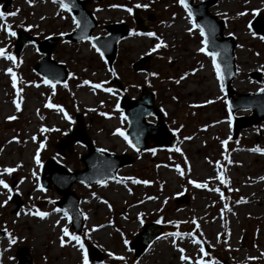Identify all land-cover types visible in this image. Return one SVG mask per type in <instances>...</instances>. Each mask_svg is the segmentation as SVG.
Masks as SVG:
<instances>
[{"label": "rangeland", "instance_id": "rangeland-1", "mask_svg": "<svg viewBox=\"0 0 264 264\" xmlns=\"http://www.w3.org/2000/svg\"><path fill=\"white\" fill-rule=\"evenodd\" d=\"M204 1L208 0H195L194 5ZM1 6L2 2L0 11L6 15L0 18V48L15 57L20 29L39 40L60 36L53 57L68 67L70 78L53 87L33 76L34 65L42 58L35 44H27L14 61L0 57V180L11 188L9 192L0 186V230L7 231L0 264H18L17 252L25 247L35 264H49V258L51 264H83L89 244L103 254L100 263L88 258L89 264H200L201 260L264 264V121L248 124L236 140L231 139L233 120L223 80L211 65L213 58L199 50L205 48L203 37L179 0H91L87 4L98 21L94 37L106 36L110 24L124 23L131 29L119 44L111 71L91 42L64 40L77 26L72 14L54 0H12L7 11ZM137 8L143 9L145 19L154 16L146 22L148 33L154 36L137 31L132 16ZM210 12L225 21V35L237 43L235 96L260 91L264 87V40L251 31L250 23L264 18V0H216ZM183 22L185 26L179 27ZM160 41L163 45L153 51ZM144 57L149 61L140 63ZM252 72H260L261 82L250 77ZM13 74L18 77L15 87ZM113 79L127 85L130 99H138L143 86L155 92V104L165 123L180 136L174 152L137 153L120 135L127 128L118 107L124 94L111 84ZM48 103L59 107L49 108ZM77 115L84 116L97 148L134 158L131 166L119 171L118 181L72 187L81 200L84 249L63 233L65 227L71 233V226L68 214L56 208L60 196L54 188L43 189L40 184L48 158L72 172L84 170L79 160V155L88 153L84 146L73 143L72 155L57 148L75 128ZM236 115L249 118L252 112ZM148 121L156 123L154 117ZM6 168L14 171L5 172ZM158 183L164 185L163 190H158ZM256 193L263 196L260 201L253 200ZM14 194L22 201L17 211ZM177 199L184 202L177 203ZM37 210L48 215H33ZM153 222L164 224L160 237L143 257L133 259L130 242L144 230V224ZM9 235L15 243H10Z\"/></svg>", "mask_w": 264, "mask_h": 264}, {"label": "water", "instance_id": "water-1", "mask_svg": "<svg viewBox=\"0 0 264 264\" xmlns=\"http://www.w3.org/2000/svg\"><path fill=\"white\" fill-rule=\"evenodd\" d=\"M56 1L60 3V0ZM194 1L186 0V3L192 11L196 25L204 29V38L208 40L207 51L218 54L216 60L220 65V71L223 74L228 91L229 109L232 114L239 110L248 109L253 112L252 118H235L234 131L238 135L241 129L245 128L250 121L257 124L259 121L264 120V91L240 94L238 98L234 97L231 84L236 78L235 40L231 36L224 35V22L218 21L217 17L210 13L209 9L214 6V0L205 1L199 5H194ZM0 2H4L2 9L8 10L12 0H0ZM88 2L90 0H64V3L69 6L67 10L72 12L73 17L80 21V27H77L75 32L68 34L66 39L77 43L90 40L92 44H95L100 49V53H103L102 57L111 69L116 58L118 45L129 34L130 30L125 24L110 25L107 27L109 33L107 36L93 37L92 33L98 22L91 11L87 10L86 5ZM140 13L141 9H137L134 13V19L138 30L146 32L148 28L145 25V19L142 18ZM153 19V17L149 18V20ZM251 29L257 35L264 36V18L255 20L251 24ZM86 37L94 39H86ZM58 41V37L38 41L36 37L28 32L20 30L17 32L15 51L19 55L26 44H37L38 50L44 57L35 65V72L52 82L64 83L69 78L68 70L65 65L57 63L52 55ZM147 60L149 58H143L140 63H145ZM250 76L258 82L261 81L259 73H251ZM113 83L118 84L122 89V84L119 81L113 80ZM154 98L155 94L148 92L144 88L139 99L131 100L124 97L120 102V109L125 112L129 122L128 137L134 149L139 152H144L148 149L174 148L176 145L177 138L169 132L164 124L162 112L155 106ZM149 116L156 117L159 122L149 124L147 122ZM149 140L153 142V145L149 144ZM75 142L82 144L88 150L87 155L81 156V160L86 167L85 170L72 173L54 159H50L43 167L41 184L46 189L54 187L57 193L62 196L61 200L56 204L68 212L71 217L73 230L80 235L83 229V216L79 208V197L72 190V186L77 182L91 186L117 180L119 179L117 172L122 167L131 165L133 158L96 149L87 135L82 116L77 117V128L73 130V133L61 140L59 150L66 152L70 150L72 143ZM14 201L17 204V209H19L22 204L19 196L15 195ZM161 232V227L155 223L144 227V232L130 245L131 250L134 251L135 259L145 255L151 242L157 239ZM6 236L7 231L0 230V248ZM89 255L96 262H100L103 259L97 249L92 246H89ZM17 258L18 264H34L28 247L18 251Z\"/></svg>", "mask_w": 264, "mask_h": 264}, {"label": "snow or ice", "instance_id": "snow-or-ice-1", "mask_svg": "<svg viewBox=\"0 0 264 264\" xmlns=\"http://www.w3.org/2000/svg\"><path fill=\"white\" fill-rule=\"evenodd\" d=\"M29 2H31V0H29ZM54 2H56V0H54ZM179 2H180V3L185 7V9L188 11V16L191 17V16H192V11L189 9L188 4L186 3V0H179ZM60 6H61V8H64V9H67V8L69 7L67 4L64 3V0H60ZM136 7H141V5H137ZM143 7H147V5H143ZM127 10H128L129 12L132 11L131 8H129V9H127ZM241 14H243V13H241ZM5 15H6V14H5L4 12L0 11V18H4ZM7 15H15V13H8ZM73 23H75L77 27H80V21L77 20L75 17H73ZM194 27H198V28H199V30H200V35H201V36H205V32H204V29H203L202 27H200L199 25H194ZM188 30L191 31V29H188ZM6 31H8V33H9L10 35H13V36L15 35V32H12L10 28H6ZM147 35H148V36H154L155 34H154V33H147ZM261 38L264 39V37H261ZM86 39H94V38H87V37H86ZM203 43H204L205 45L208 44V40H207V38H205V40L203 41ZM162 45H163V41H160V43H157V44L155 45V48L153 49V51H155L156 48H159V47H161ZM164 46H166V45H164ZM92 47L95 48L97 52H100V49L97 48L95 44H93ZM199 50L203 52V51H205V48H201V49H199ZM208 54L213 58V64L215 65V69H216L217 76L220 77V78L222 79V76H221V73H220V65L216 63V59H215L216 56H217L218 54H217L216 52H209ZM101 55H103V53H101ZM0 57H4V58L8 59L9 61H14V60H15V57H13L12 55L8 54L4 48H0ZM8 71L11 72V69H8ZM12 80H13V86L15 87V83H16V77H15V74H13V76H12ZM44 83H46V84H53V82H52L51 80H47V79H45ZM84 83L87 84V83H89V82H88V81H85ZM65 86H66V85H65ZM53 87H54V85H53ZM95 87H96V88H100L101 85H100V84H96ZM105 91H111V89H105ZM261 91H264V89H262ZM47 107H49V108L57 107V108H58L59 106H57V105H53V104H51V103H48ZM16 108H17L18 111L20 110V105H19L18 103H17V105H16ZM60 110L62 111L63 109H60ZM65 115H66V113H65ZM13 118H14V117H8V119H13ZM117 131H119V130H117ZM120 135H124V134H123L122 132H120ZM14 139H15V138H14ZM33 139H35V137H33ZM125 139H127L126 136H125ZM40 146L43 147L44 145L41 144ZM255 150H256V151H261L260 149H255ZM177 151H179V149H177ZM35 159H36V163L39 164V163H40V160H39V155H38V153H37V156H36ZM4 171H5V172H8V173H11V172L14 171V169H12V168H6V169H4ZM221 179H223V178H221ZM143 183H148V182H147V181H143ZM0 186H3V188L8 189V191L11 192V188L9 187V185H8L5 181L0 180ZM196 186H197V187H205L206 185H204V184H197ZM10 198H11V197L9 196V199H10ZM3 204H7V200H5V201L3 202ZM0 206H3V205H0ZM17 215H19V213H17ZM33 215L38 216V217H40V218H44V217H46V216L48 215V213H46V212H41V211H38V210H37V211H35V212L33 213ZM65 215L67 216V213H65ZM63 233H64V235H69V236L71 237V240L76 241L77 244H79V247H80L81 249H84V245H83V243L81 242V238H80L79 236H77V235H75V234H71V233H69V230H68L67 227L63 228ZM9 240H10V243H15V239L12 238L10 235H9ZM64 243H65V240L63 239V237H61V244L63 245ZM180 251L183 252L184 250L181 249ZM200 251L203 252L204 249L201 248ZM205 255H207V253H205ZM181 259L187 260L188 257H186V256H181ZM83 264H89V261H88V255H87V252H86V251L84 252V255H83ZM200 264H207V262L201 260V261H200Z\"/></svg>", "mask_w": 264, "mask_h": 264}, {"label": "bare ground", "instance_id": "bare-ground-1", "mask_svg": "<svg viewBox=\"0 0 264 264\" xmlns=\"http://www.w3.org/2000/svg\"><path fill=\"white\" fill-rule=\"evenodd\" d=\"M185 26L184 22L180 24L179 27L183 28ZM211 65H213V63H211ZM254 184V183H253ZM261 197H263L261 194L256 193L255 195H253V200L255 201H260Z\"/></svg>", "mask_w": 264, "mask_h": 264}, {"label": "trees", "instance_id": "trees-1", "mask_svg": "<svg viewBox=\"0 0 264 264\" xmlns=\"http://www.w3.org/2000/svg\"><path fill=\"white\" fill-rule=\"evenodd\" d=\"M258 136H259V135H257V136H256V139H254V140H253V143H254V144H256V143H257V137H258ZM48 261H49V264H51V259H50V258H49V260H48Z\"/></svg>", "mask_w": 264, "mask_h": 264}]
</instances>
